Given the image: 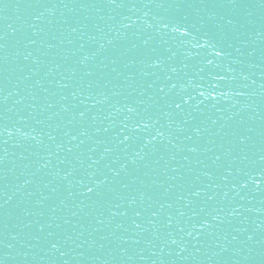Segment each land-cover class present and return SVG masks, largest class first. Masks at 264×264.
<instances>
[{"label": "water", "instance_id": "1", "mask_svg": "<svg viewBox=\"0 0 264 264\" xmlns=\"http://www.w3.org/2000/svg\"><path fill=\"white\" fill-rule=\"evenodd\" d=\"M0 264H264V0H0Z\"/></svg>", "mask_w": 264, "mask_h": 264}]
</instances>
